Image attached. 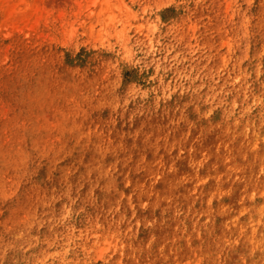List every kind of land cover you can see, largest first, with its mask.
Segmentation results:
<instances>
[{"label": "rangeland", "instance_id": "1", "mask_svg": "<svg viewBox=\"0 0 264 264\" xmlns=\"http://www.w3.org/2000/svg\"><path fill=\"white\" fill-rule=\"evenodd\" d=\"M257 223L264 0H0V264H264Z\"/></svg>", "mask_w": 264, "mask_h": 264}, {"label": "bare ground", "instance_id": "2", "mask_svg": "<svg viewBox=\"0 0 264 264\" xmlns=\"http://www.w3.org/2000/svg\"><path fill=\"white\" fill-rule=\"evenodd\" d=\"M247 148H249V146H247ZM249 149H250V148H249ZM241 156H250V154H249V153H243V154L240 155L239 157H241ZM157 173H158V171H154L153 175H155V174H157ZM257 224H259V225L262 226V229H261V233H260V237H259V239H260L261 241L264 242V224H262V223H257Z\"/></svg>", "mask_w": 264, "mask_h": 264}]
</instances>
